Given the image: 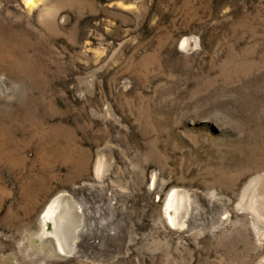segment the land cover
<instances>
[{
  "label": "rangeland",
  "instance_id": "obj_1",
  "mask_svg": "<svg viewBox=\"0 0 264 264\" xmlns=\"http://www.w3.org/2000/svg\"><path fill=\"white\" fill-rule=\"evenodd\" d=\"M0 264H264V0H0Z\"/></svg>",
  "mask_w": 264,
  "mask_h": 264
},
{
  "label": "bare ground",
  "instance_id": "obj_2",
  "mask_svg": "<svg viewBox=\"0 0 264 264\" xmlns=\"http://www.w3.org/2000/svg\"><path fill=\"white\" fill-rule=\"evenodd\" d=\"M107 165H108V163H107ZM104 168H105V166H104ZM180 193H181L180 191L174 190L169 194V196L166 200V209L167 210L171 209L172 207L173 208L176 207L174 203L176 202V198H177V196L180 195ZM247 195H244V196H247ZM262 197H261V199H262ZM256 199L258 200V198H256ZM186 202L187 203H183L184 207H182V205H180V203H178L179 208L180 207L182 208V212H183L182 217L184 215H187L188 198H186ZM243 202H245V201L243 200ZM178 206L176 208H178ZM254 207H255V205H254ZM175 210L176 209H174V211ZM168 218L171 221V223H173V224H176L179 221L178 220L179 217L176 214H173V215L168 214ZM48 220L49 221L51 220V222L53 223V231L50 232V231H47V229H46L45 233L52 235V238L55 240L56 247L58 248L59 251L64 252L66 254H68L70 252L69 254H71V251L74 248L75 241L78 238L79 233L84 230V228L82 226V216H81V211H80L79 205L76 203H73L68 195H65V194L57 195V197H55L53 200H51V202L46 207V209L42 215V222H43V228L44 229L46 228V222ZM255 222H257V221H255ZM51 230H52V228H51Z\"/></svg>",
  "mask_w": 264,
  "mask_h": 264
}]
</instances>
